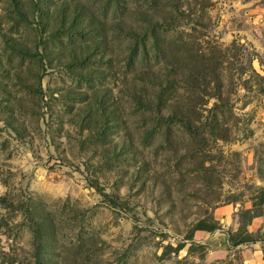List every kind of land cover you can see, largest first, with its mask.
Listing matches in <instances>:
<instances>
[{
    "label": "rangeland",
    "instance_id": "rangeland-1",
    "mask_svg": "<svg viewBox=\"0 0 264 264\" xmlns=\"http://www.w3.org/2000/svg\"><path fill=\"white\" fill-rule=\"evenodd\" d=\"M258 263L264 0H0V264Z\"/></svg>",
    "mask_w": 264,
    "mask_h": 264
},
{
    "label": "crops",
    "instance_id": "crops-1",
    "mask_svg": "<svg viewBox=\"0 0 264 264\" xmlns=\"http://www.w3.org/2000/svg\"><path fill=\"white\" fill-rule=\"evenodd\" d=\"M257 250H254V252H250V254H248V259L252 262H259V256H257ZM259 264V263H258Z\"/></svg>",
    "mask_w": 264,
    "mask_h": 264
},
{
    "label": "trees",
    "instance_id": "trees-1",
    "mask_svg": "<svg viewBox=\"0 0 264 264\" xmlns=\"http://www.w3.org/2000/svg\"><path fill=\"white\" fill-rule=\"evenodd\" d=\"M212 229H214V228L212 227V228H210V229H208V230L211 231Z\"/></svg>",
    "mask_w": 264,
    "mask_h": 264
}]
</instances>
